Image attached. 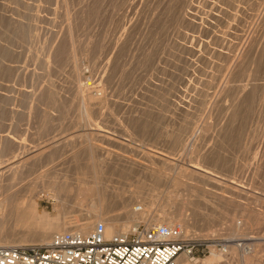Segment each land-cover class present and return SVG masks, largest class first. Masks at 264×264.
Instances as JSON below:
<instances>
[{"label":"rangeland","instance_id":"obj_1","mask_svg":"<svg viewBox=\"0 0 264 264\" xmlns=\"http://www.w3.org/2000/svg\"><path fill=\"white\" fill-rule=\"evenodd\" d=\"M146 153L233 190L226 210L214 196L222 191L202 183L190 182L191 199L184 189L170 196L173 207L195 204L193 237L224 254L213 264H264V0H0V167L27 173L15 195L25 199L52 168L71 184L108 168L109 196L112 185L148 190L149 175L125 171L160 166ZM42 200L58 223L88 206L73 203L67 216ZM204 253L193 264H212Z\"/></svg>","mask_w":264,"mask_h":264},{"label":"bare ground","instance_id":"obj_2","mask_svg":"<svg viewBox=\"0 0 264 264\" xmlns=\"http://www.w3.org/2000/svg\"><path fill=\"white\" fill-rule=\"evenodd\" d=\"M92 86V84L88 85V93L95 90V88L91 89ZM88 93L85 97L87 103L85 112L86 117L90 118V110L92 109H90L91 107H89V105H91L95 97L92 96L91 93ZM93 151H95V153L93 152L90 160L94 161L96 159L95 156H97L95 154L98 151L94 149ZM145 157L152 159L153 162H157V164L159 163L160 166H162L160 167L158 164V167L148 168V166H139L138 163H133L134 165H132V163L129 161V164L133 167L127 165L128 167H123V169L125 168L126 171L128 168L127 170H130V172L138 171L140 173L149 175V189L145 190L146 188L144 189L143 185H139L135 188V190H132L133 188L131 187L132 189H130L128 192H125V189H120L117 186L119 188L118 192V189H116L117 187L112 185L113 192L111 196L107 195V191L104 188L106 184L101 179L104 172L108 168L105 169V171L103 170L104 172L101 170V168L97 169V167H94L92 171L90 170V173H88V171L87 173H84V171L82 176L84 177L86 175L89 178L78 177L74 181L75 183L72 184L68 182L65 174L63 177H59L64 171H57L52 168L47 170L44 173L45 175L42 177H38L36 180H33V184L30 183L26 193L28 196L26 198L24 197L25 199H23L21 195H19L21 197H18L14 193L15 182L20 180L22 181L25 179V175H27V173H25V171L22 169V165L16 166L14 164L7 167H0V248L34 244L44 245L50 243L57 235L74 231L76 229L88 233L93 230L95 228V224L97 225L101 220L105 222V226L107 225V227L110 228V235L112 237L120 234H132L133 231L142 223H144L146 226L163 225L164 223H167V225L170 226L178 225L183 228L185 234L188 237H193L195 236V232H192L191 229L194 228L196 223H199V220L197 217H195L196 219L194 218V214H187V212L190 211L191 213L193 210L192 207H195V204L192 203L193 201L188 200L187 205L173 207L174 200L170 199L172 192H175L178 195L179 190L181 189H184L183 191H186L191 199L198 189H196L193 185H190V182H196V184L197 182L202 183L205 185V187L208 186L210 188L216 189L214 191H222V194H216L214 192V196H219V207H221L223 210H226V207L232 206L230 203L226 202L227 192H230L232 189L227 185L225 180L215 177L212 174L208 176L209 174L207 172L205 174L207 176H202L197 170L195 171L182 167L175 168L173 167L172 163L164 157V155L157 156L155 154L146 153ZM114 160L115 159H113L112 162H114ZM120 162L121 161H119V163ZM117 163H115V165ZM124 165L126 166V164ZM153 165L156 164L154 163ZM118 166L117 168H119ZM170 173L175 174V176L173 178H168ZM45 181L48 182L49 187L51 188V190L48 189L49 191L47 192L42 189L39 190L37 187L40 183H44ZM73 184L76 185L74 188H72ZM214 184L221 186V189L220 187L216 188ZM170 189H173V191ZM74 190L75 196L72 198V193ZM43 193H46L49 197V200L53 202V209L57 214L65 215L67 213L66 211L68 210V216V214H70V206L73 203L75 205V203L78 202L79 204H87L88 206L86 207V210L80 212L82 214L78 213L77 217L74 215L71 216V218L74 217L73 222L69 220V216L66 217V219L63 218L64 220L62 222H53L48 218V215L44 211L40 210V202L42 200ZM51 193L54 194L50 195ZM224 193H226V195H224ZM199 194L203 195L204 198L207 197L205 194L213 195L211 192H205L202 190H200ZM139 199H141V201H139ZM139 202H142V204H139ZM236 211L243 213L246 212V210L241 209H236ZM209 216H207V218L212 217ZM70 224H74L73 227H69ZM208 230L212 233L215 232L214 226L212 225H209ZM105 235L107 238H112L111 236H108L107 228ZM253 238L254 237L251 239ZM241 245L242 244H239L237 246L240 247ZM252 245L253 244L249 243L246 245L244 244V250L248 256L253 254L254 249L252 250L249 248L250 246L252 247ZM224 250L226 251V249ZM211 251L212 258L210 259V262H212V264L213 262H222L221 259L224 255L223 252L219 251L215 247H213ZM246 254L245 256H247ZM194 261L195 259L183 258L179 260V264H193Z\"/></svg>","mask_w":264,"mask_h":264},{"label":"built area","instance_id":"obj_3","mask_svg":"<svg viewBox=\"0 0 264 264\" xmlns=\"http://www.w3.org/2000/svg\"><path fill=\"white\" fill-rule=\"evenodd\" d=\"M105 233V224L99 222L88 233L65 232L48 244L2 247L0 264H179L213 247L222 250L220 244L188 237L178 225L142 223L132 234L107 238Z\"/></svg>","mask_w":264,"mask_h":264}]
</instances>
